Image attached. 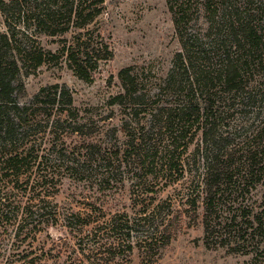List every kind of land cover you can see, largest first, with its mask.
<instances>
[{
  "label": "rangeland",
  "instance_id": "1",
  "mask_svg": "<svg viewBox=\"0 0 264 264\" xmlns=\"http://www.w3.org/2000/svg\"><path fill=\"white\" fill-rule=\"evenodd\" d=\"M199 17L192 23L193 30L203 34L206 23ZM98 23L113 49V57L99 62L91 81L75 75L64 58L56 65L43 64L34 71L26 68V73L18 77V83L23 85L17 92L20 103L29 101L43 86L65 84L72 93L76 112L64 121L65 113L62 114L55 126L54 115L49 120L38 115L12 145L0 146V160L16 147L24 150V156L30 149L17 187L0 175V206L7 212L0 218V264H264V182L251 191L249 183L243 186L250 174V146H264V103L257 90L251 89L249 97L245 94L247 97L231 100L225 107L220 105L218 122L221 132L228 133L236 145L233 167L239 170L223 182L217 208L223 220L235 217L234 224L242 225V251L247 253H233L228 247L208 248L201 222L203 194L196 182L202 172L201 156L206 154L204 150L195 151L201 144L200 133L181 156L185 168L181 177L175 173L163 176L158 169L145 172L134 150L139 151L141 145L156 149L154 158L160 162L168 144L164 132L153 129L140 142L141 134L149 129V116L142 111L130 115L126 107L110 101L122 92L117 74L127 66L137 72L138 93L144 94L147 109L154 106L155 94L170 91H159L158 84L171 70L180 43L166 1L105 0ZM3 32L6 24L0 10V33ZM36 38L52 52L63 44V36L41 34ZM159 98L165 100L167 95ZM79 125L80 130L75 132ZM87 150L95 152L94 160H86ZM134 194H139V200L144 198L145 204L149 202L148 210L157 206L154 210L161 214L155 216L157 224L169 208L173 214H182L169 227L175 235L157 258L144 260L136 244L139 238L151 235L150 226L134 228L132 238L125 241L123 236L118 244V233L104 224L105 218L115 215L139 214L141 208L134 203ZM193 199L197 205L194 216L189 204ZM39 207L44 208V214L35 213L22 230L18 229L16 221L21 215ZM243 210L250 214L246 222L240 216ZM77 215L89 223L77 224ZM125 242L132 243L131 252Z\"/></svg>",
  "mask_w": 264,
  "mask_h": 264
},
{
  "label": "trees",
  "instance_id": "2",
  "mask_svg": "<svg viewBox=\"0 0 264 264\" xmlns=\"http://www.w3.org/2000/svg\"><path fill=\"white\" fill-rule=\"evenodd\" d=\"M165 1L180 43V49L173 57L171 70L158 84V88H161L159 91H170L155 94L152 98L154 106L147 109L148 104L143 101L144 94L138 93L137 72L133 66H127L117 74L122 92L113 96L110 101L126 107L125 111L130 115H137L142 111L149 116V129L141 134L140 142L144 134L154 131L153 129L164 132L168 144H165V155L160 162L154 158L156 149L140 144L139 151L134 150L145 172L151 173L158 169L163 176L175 173L181 177L185 169L181 156L195 135L200 133L201 144L197 145L195 151L199 153L204 150L206 154L201 156L204 158L202 172L196 182L203 194L201 222L204 244L208 248L228 247L233 253L244 254L247 253L242 251L244 234L239 232L242 225L234 224L235 217L223 220L217 208V201L223 193V182L230 180L235 171L237 173L239 170L233 167L236 145L228 133L224 135L225 132H221L218 122L222 115L220 105L225 107L227 102L243 99L245 94L249 97L253 88L264 103V0ZM104 2L105 0H0V10L6 24V32L0 33V146L4 148L12 145L17 136H22L31 127V121L34 122L38 115H45L48 120L54 115V126L60 122L62 114L65 113L63 121L74 115L76 107L72 93L65 84L43 86L29 101L20 103L17 92L23 89V85L18 83V77L22 72L26 73V68L34 71L43 64L56 65L64 58L67 67L75 75L91 81L92 72L99 62L113 57V49L101 34L98 23L104 10ZM199 16L206 23L203 34L193 30L192 23ZM41 34L63 36L60 38L63 43L61 48L55 52L44 49L36 41V36ZM161 95H167V98L162 100L159 98ZM79 130L80 125L74 129L75 132ZM260 134L261 130L258 131V136ZM29 152L28 148L24 156V150L16 147L5 153L0 160V175L9 179L14 188L19 184L21 167L27 162ZM94 153L87 150L86 160H94ZM248 155L250 174L249 178L243 175L248 178L243 186L247 187L249 183L251 191L261 181L264 182V146H250ZM238 176L240 177L239 174ZM138 195L134 194V203L136 206L140 205L139 214L137 212L133 217L127 213L115 215L105 218L104 224L118 233V244L123 241V236L125 241L131 239L134 228L150 226L151 235L139 238L140 241L136 244L144 253V260L147 257L154 259L175 235L169 227L175 221L177 223L182 214H173V209L169 208L166 216L159 217L161 221L157 224L155 216L161 215L159 210H154L157 206L152 211L148 210L146 206L149 202L145 204L144 198L139 200ZM261 198L264 204V189ZM189 204L194 216L196 200H191ZM43 209L39 207L36 211L24 212L16 221L17 228L23 227L35 213L37 216L43 215ZM252 211L250 209V214ZM250 214L242 211L240 216L243 222L247 221ZM3 215L6 217L7 212L0 206L1 219ZM76 219L77 224L89 223L80 215ZM256 219L257 222L260 221L259 217ZM125 243L131 252L132 243ZM91 260L90 258L89 261ZM143 263L145 262L142 261Z\"/></svg>",
  "mask_w": 264,
  "mask_h": 264
}]
</instances>
